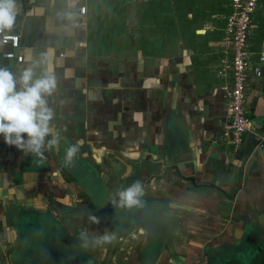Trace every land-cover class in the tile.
<instances>
[{
	"label": "crops",
	"instance_id": "0c3cea01",
	"mask_svg": "<svg viewBox=\"0 0 264 264\" xmlns=\"http://www.w3.org/2000/svg\"><path fill=\"white\" fill-rule=\"evenodd\" d=\"M210 1H200L201 13L187 14V27L169 46L163 37L167 31L157 32L146 19L149 0H127L125 13L107 22L92 0H80L87 14H79L71 32L57 16L61 0L55 5L52 0H19L21 11L11 33L19 35L15 52L23 60L4 58L10 46L2 45L0 64L22 68L28 51L56 48L61 63L50 103L61 140L41 161L0 136V264L25 263L17 260L15 223L31 214L39 221L55 220L67 235L63 264H103L110 244L80 247L84 228L94 235L120 232L108 264H209L218 249L234 257L243 227L264 222V137L250 144L257 136L252 126L264 122V66L257 63L264 0L254 14L249 41L253 66L261 67V75L250 71L247 79L249 127L236 150L223 137L231 81L218 74L231 8L229 0H219L217 9ZM120 20L121 30L115 25ZM73 144L79 151L76 170L70 172L58 153ZM247 150L251 154L243 165ZM136 180L146 191V207L135 209L143 226L113 220L105 208L113 207L110 202L101 207L111 193ZM90 214L100 223H92ZM250 248L251 262L264 264V249L256 256L257 247ZM228 263L234 264L233 258Z\"/></svg>",
	"mask_w": 264,
	"mask_h": 264
},
{
	"label": "clouds",
	"instance_id": "9594fccd",
	"mask_svg": "<svg viewBox=\"0 0 264 264\" xmlns=\"http://www.w3.org/2000/svg\"><path fill=\"white\" fill-rule=\"evenodd\" d=\"M56 0H52L55 5ZM80 0H61L57 16L63 22L65 31L77 27ZM21 7L19 0H0V36L14 31L18 23ZM6 41L0 40V46ZM61 63L53 46L36 52L28 51L24 67L0 64V136L9 146H15L25 155H35L43 161L44 152L58 146L61 136L55 129V110L51 106L58 87L56 67ZM79 146L73 144L65 151L64 164L71 166ZM146 191L141 181L136 180L126 187L111 193L101 205L111 203L114 209L142 210L146 207ZM88 219L95 224L100 220L90 214ZM144 229L141 228V233ZM117 231L90 234L87 228L81 229L78 240L80 247L95 249L114 244L118 240Z\"/></svg>",
	"mask_w": 264,
	"mask_h": 264
},
{
	"label": "built area",
	"instance_id": "2783aa9c",
	"mask_svg": "<svg viewBox=\"0 0 264 264\" xmlns=\"http://www.w3.org/2000/svg\"><path fill=\"white\" fill-rule=\"evenodd\" d=\"M263 0H229L230 14L226 17L224 35L221 44L225 56L220 59L218 74L230 77V85L226 88L227 110L223 124V137L227 144L238 149L242 144L243 134L249 127V119L245 108V88L250 71L255 76L261 75V67L253 66L250 51V39L254 30V14L262 7ZM79 14L86 17L87 6L79 7ZM5 40L3 45H9L10 49L2 54L4 58L16 59L22 62V54H16L20 47L18 34L9 33L0 36ZM257 63L264 66V40L262 48L257 52Z\"/></svg>",
	"mask_w": 264,
	"mask_h": 264
},
{
	"label": "water",
	"instance_id": "95a60500",
	"mask_svg": "<svg viewBox=\"0 0 264 264\" xmlns=\"http://www.w3.org/2000/svg\"><path fill=\"white\" fill-rule=\"evenodd\" d=\"M201 32V31H198ZM256 123L260 125V121L256 120ZM251 129L253 133H255L257 136L252 142L250 143L252 146L257 145V137H264V122L263 125L257 127L256 125L252 126ZM247 141L244 143V149L247 148ZM66 148L63 149L61 152L59 151L58 157L64 161ZM251 154L250 150H247L243 157V165L249 155ZM241 166L240 173H242ZM70 167V168H69ZM84 168V166H83ZM66 169L70 172H73L76 170L74 165L66 166ZM77 170L79 171L80 168ZM137 212V211H136ZM137 219L136 222L138 225L143 226L144 222L143 219H140V216L138 214L136 215ZM133 222V220L131 221ZM17 230L19 234V240L22 239L23 244L21 245L19 243V248H17V252L20 254V257L17 259L18 262L23 260L25 262L24 264H36V263H44L48 264V262L59 264H63L64 255L63 250L65 249V243L68 239L65 232L62 230V228L59 226L58 222L55 220H38V216L36 214L26 215L25 219H22L21 222H16ZM118 232L119 231L115 230ZM241 237V245L240 247H235L232 249V253L235 255L232 257V254H225V252L222 253L221 249H218L211 254L213 256L212 259H210L209 264L214 263H221V264H229L231 258H233V261L238 260L239 262H243L245 264H257L255 262H251L253 257L246 259L245 255H242V253L246 250L245 247L250 248V246H256L255 254L259 256L263 255V249L264 247V222H258V224L255 227H252L250 229L243 227ZM59 237V238H54ZM43 238V239H41ZM35 240V241H32ZM58 242H57V241ZM118 241V240H117ZM117 241L114 244L110 245V250L107 253V256L105 258L104 264H107L112 256V252L114 249V246L117 244ZM32 250L36 252L35 254H31L28 252V250ZM221 250V251H219ZM261 252V253H260ZM33 256L32 258L29 256ZM261 254V255H260ZM22 256V257H21ZM249 257L252 256L251 252H249ZM21 258V260H19ZM23 258V259H22ZM220 258V259H219ZM219 259V260H218ZM45 261V262H44ZM251 262V263H250ZM18 264V263H17ZM235 264V263H234Z\"/></svg>",
	"mask_w": 264,
	"mask_h": 264
},
{
	"label": "trees",
	"instance_id": "16d2710c",
	"mask_svg": "<svg viewBox=\"0 0 264 264\" xmlns=\"http://www.w3.org/2000/svg\"><path fill=\"white\" fill-rule=\"evenodd\" d=\"M98 7L99 11L104 12L103 22L117 21L116 15H122L126 11L127 0H92ZM173 4H172V2ZM201 0H149V23L153 24L157 32H169L173 31L175 22L181 21L183 28H186L189 21L188 13H192L193 16L201 13L200 5L202 7ZM215 8H219V0L210 1ZM197 8L196 12L194 7ZM215 9V10H216ZM169 12L168 15H162V12ZM219 11V10H218ZM120 22H116L115 25L119 27ZM110 27V26H109ZM123 29V28H122ZM59 238V237H54ZM43 239V238H41ZM57 241V240H56ZM58 242V241H57Z\"/></svg>",
	"mask_w": 264,
	"mask_h": 264
},
{
	"label": "rangeland",
	"instance_id": "374dc122",
	"mask_svg": "<svg viewBox=\"0 0 264 264\" xmlns=\"http://www.w3.org/2000/svg\"><path fill=\"white\" fill-rule=\"evenodd\" d=\"M146 7H148L149 8V3H147V5H146ZM148 8H145V10H148ZM126 17V16H125ZM145 17V16H144ZM146 19H148V20H150V16L148 15L147 17H146ZM126 20V19H125ZM120 22V24H119V29L121 30V28H123V22L120 20L119 21ZM193 22V21H192ZM183 26H182V23H181V21H177V25H175L174 26V28H173V31H169V32H166V33H164V36L163 37H165V42H168L169 44V46H174V42H175V40L173 39V37L176 35V33L177 34H179L180 32H183V28H182ZM195 33H197V30H195ZM180 35V34H179ZM162 39V38H161ZM142 46H145V45H143L142 44ZM105 208H106V211L108 212V213H111V214H108L109 215V217H112V219L113 220H116L117 222H121V221H123L124 219L125 220H129L130 219V221H134V222H136V218H137V212L135 211V209H133V210H127V209H114V207H109V206H105ZM115 221V222H116ZM19 243L22 245L23 244V242H22V239L21 240H19ZM262 247H264V246H262ZM251 251H253V249H251V248H246V250L242 253V255H245V257H246V259H249V252H251ZM28 252L29 253H31V254H35L36 252H34V251H32V250H28ZM29 255V254H28ZM30 256V255H29ZM31 258L33 257V256H30ZM45 262V261H44ZM234 263H236V264H244L243 262H239L238 260H235L234 261ZM245 264H246V262H245Z\"/></svg>",
	"mask_w": 264,
	"mask_h": 264
},
{
	"label": "flooded vegetation",
	"instance_id": "af4514ba",
	"mask_svg": "<svg viewBox=\"0 0 264 264\" xmlns=\"http://www.w3.org/2000/svg\"><path fill=\"white\" fill-rule=\"evenodd\" d=\"M119 239V238H118ZM111 245V244H110ZM110 245H109V250H110ZM117 245V244H116ZM116 245L114 246V248L116 247ZM109 250H108V252H109ZM114 250V249H113ZM107 252V253H108ZM112 254H113V252H112ZM106 256H107V254H106ZM106 258V257H105ZM105 261V260H104ZM104 261H103V264H104ZM108 264V263H107Z\"/></svg>",
	"mask_w": 264,
	"mask_h": 264
}]
</instances>
